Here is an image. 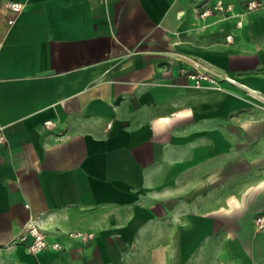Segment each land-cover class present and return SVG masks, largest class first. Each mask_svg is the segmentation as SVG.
<instances>
[{
	"label": "crops",
	"instance_id": "crops-1",
	"mask_svg": "<svg viewBox=\"0 0 264 264\" xmlns=\"http://www.w3.org/2000/svg\"><path fill=\"white\" fill-rule=\"evenodd\" d=\"M223 1L0 0V264H264V0Z\"/></svg>",
	"mask_w": 264,
	"mask_h": 264
},
{
	"label": "built area",
	"instance_id": "built-area-1",
	"mask_svg": "<svg viewBox=\"0 0 264 264\" xmlns=\"http://www.w3.org/2000/svg\"><path fill=\"white\" fill-rule=\"evenodd\" d=\"M258 5L259 3L257 1L248 0L246 6L248 9H255L256 7H258ZM9 6L15 11H20L23 7V4L17 1H11L9 2ZM231 9L232 6L230 3L224 2L223 0H215L212 6H205L200 9L198 13L200 17H205L216 11L225 13L230 11ZM236 24L239 27L242 25L241 21H237ZM231 39L232 35H226L227 41H230ZM182 71V73L186 75V77L191 81V84L194 86H201L205 82L215 80L214 72H212V70L204 62L201 61H193L190 64L189 69H183ZM48 124H51V121H46V125ZM3 138L4 136L0 137V139ZM253 225L257 230H264V211L254 216ZM26 228L33 237V241L28 246L32 253H37L38 251L46 249L50 246L54 248H61L60 243H51L47 240L45 234L37 223L30 221L27 224Z\"/></svg>",
	"mask_w": 264,
	"mask_h": 264
}]
</instances>
